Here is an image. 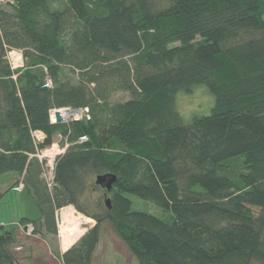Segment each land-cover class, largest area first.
<instances>
[{
  "label": "trees",
  "instance_id": "16d2710c",
  "mask_svg": "<svg viewBox=\"0 0 264 264\" xmlns=\"http://www.w3.org/2000/svg\"><path fill=\"white\" fill-rule=\"evenodd\" d=\"M57 1L0 0V176L19 177L39 210L0 224V264H21L20 226L56 235L68 205L96 224L63 264H94L105 222L138 264H264V0ZM200 85L214 106L185 123L176 96ZM118 92L130 98L111 103ZM58 109L85 115L53 123ZM56 135L66 150L49 186L38 154ZM103 174L117 176L111 191L91 182ZM92 186L110 208L81 205Z\"/></svg>",
  "mask_w": 264,
  "mask_h": 264
},
{
  "label": "rangeland",
  "instance_id": "374dc122",
  "mask_svg": "<svg viewBox=\"0 0 264 264\" xmlns=\"http://www.w3.org/2000/svg\"><path fill=\"white\" fill-rule=\"evenodd\" d=\"M63 0H58L53 5L61 7ZM167 0H157L158 8L165 6ZM15 60V59H14ZM22 61H18L17 66H20ZM68 73V72H66ZM67 77V76H66ZM63 77V79H66ZM68 78L74 81L75 76L68 74ZM130 98L129 94L118 92L114 94L110 102L115 103L119 101H126ZM214 95L209 91L205 85L196 86L191 93L180 92L176 96V108L180 113L183 121L188 123L195 115L205 116L211 113V108L214 106ZM68 110V109H61ZM72 110V109H70ZM85 111H81L73 120L65 121L63 123H70L75 120H80L84 117ZM62 137L56 135L54 143L51 147L42 150L38 157L44 163L43 179L49 186L53 184L54 174L51 166L54 167L55 159L63 154L66 146H62ZM96 176L91 178V182L95 184ZM18 185L21 183L19 177L13 173L0 176V189L5 192L0 199V221L6 225L7 228H17V222L21 217L38 218L39 210L34 200L25 191L19 192L18 185L10 187L12 184ZM132 200V207L134 210L150 212L155 215L166 217L167 212L161 210L157 206L149 203L139 197L130 196ZM96 203H105L104 192L97 187H91L81 200V205L91 210ZM70 209L71 216L68 221L63 220L62 212ZM258 214L259 209H254ZM57 218V234L38 235L33 234V225H28L29 229L20 226L17 230L19 236L18 241L12 245L11 249L17 256L21 264H63L62 255L75 245L79 239L74 241L72 238L75 234L74 222H79V227L85 230L86 233L92 228L96 221L84 213L80 212L75 206L68 205L56 213ZM9 221V223H7ZM17 236V237H18ZM94 264H138L135 256L129 251L124 242L120 239L113 227L105 222L102 225L100 243L94 256ZM252 264H259L253 261Z\"/></svg>",
  "mask_w": 264,
  "mask_h": 264
},
{
  "label": "built area",
  "instance_id": "2783aa9c",
  "mask_svg": "<svg viewBox=\"0 0 264 264\" xmlns=\"http://www.w3.org/2000/svg\"><path fill=\"white\" fill-rule=\"evenodd\" d=\"M6 58L9 61V64L11 65V68L13 70L18 69V68H21L24 65L23 53L20 50H16V49L9 50L8 53H7V57ZM18 61H20V62L22 61V64L20 66H17ZM68 111H71V110L68 109ZM72 111H79V112H81L82 110H72ZM51 121L53 123L56 122L54 111L51 112ZM33 137H34L35 141H37V142H41L45 138L44 134L42 132H40V131H34L33 132ZM86 139L87 138H83V140H86ZM51 169L53 171L54 167L51 166ZM18 191L19 192H23L24 191V185L22 183H20L18 185ZM28 227L29 226L26 227V230L29 229Z\"/></svg>",
  "mask_w": 264,
  "mask_h": 264
},
{
  "label": "water",
  "instance_id": "95a60500",
  "mask_svg": "<svg viewBox=\"0 0 264 264\" xmlns=\"http://www.w3.org/2000/svg\"><path fill=\"white\" fill-rule=\"evenodd\" d=\"M54 114H55L56 123L64 122V119L61 114V109L54 110ZM116 181H117V176L114 174L97 175L95 179L96 185L100 186L102 189H105L107 191L112 190L113 185L116 183ZM105 204L107 205L108 208H110L111 205L109 198H105Z\"/></svg>",
  "mask_w": 264,
  "mask_h": 264
},
{
  "label": "bare ground",
  "instance_id": "6f19581e",
  "mask_svg": "<svg viewBox=\"0 0 264 264\" xmlns=\"http://www.w3.org/2000/svg\"><path fill=\"white\" fill-rule=\"evenodd\" d=\"M79 113H81V112H79V111H72V110L71 111H68V110H62L61 111L62 117H63V119L65 121H71V120H73ZM62 216H63V220L64 221H68L69 218H70V216H71V210L68 209V210L62 212ZM70 219H73L74 220V218H70ZM79 222L80 221H77V220L74 222L75 228H76L75 234L72 237L74 239V241H76L81 236H83V234L85 232V230L80 229V227L78 226L79 225Z\"/></svg>",
  "mask_w": 264,
  "mask_h": 264
},
{
  "label": "crops",
  "instance_id": "0c3cea01",
  "mask_svg": "<svg viewBox=\"0 0 264 264\" xmlns=\"http://www.w3.org/2000/svg\"><path fill=\"white\" fill-rule=\"evenodd\" d=\"M7 223H9V221H7ZM0 224H4V223L0 221ZM17 224H18V222H17Z\"/></svg>",
  "mask_w": 264,
  "mask_h": 264
}]
</instances>
